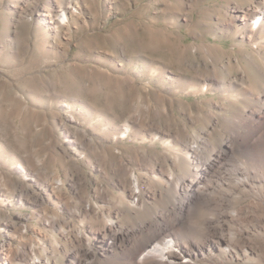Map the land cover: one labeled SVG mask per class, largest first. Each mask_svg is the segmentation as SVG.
I'll use <instances>...</instances> for the list:
<instances>
[{
    "label": "bare ground",
    "instance_id": "6f19581e",
    "mask_svg": "<svg viewBox=\"0 0 264 264\" xmlns=\"http://www.w3.org/2000/svg\"><path fill=\"white\" fill-rule=\"evenodd\" d=\"M11 1L16 12L25 13L28 5L43 11L44 22L50 24L42 32L43 44L48 38L60 39V28L70 29V22L80 19L76 0ZM187 1L193 7L199 0H180L184 5ZM225 1L220 25L240 35L232 48L181 41L183 45L171 50L180 62L194 58L198 78L190 85L192 93L214 88L233 97L229 108L214 100L218 112H208V116L222 117L223 126L214 128L220 127L218 141L211 140L209 131L202 135L203 128L189 133L184 123L174 128L168 120L162 122V116L173 117L172 102L155 99L153 104L133 105L131 120H125L121 135L112 139L128 138L131 123H138L151 140L162 141L175 153L138 151L126 161L115 147L102 146L105 154L96 157L97 168L104 177L113 178L118 194L103 186L85 196V176L73 194L63 192L57 170L48 171L42 163L24 168L20 163L24 179L13 191L21 203L30 202L34 211L19 218L23 222L36 218L38 226L16 229L13 220L4 216L0 264H264V0ZM149 32L151 46L168 43L151 27ZM219 71L225 72L224 79L218 77ZM142 90L148 95L151 85ZM68 120H75L74 115ZM63 125L75 154L95 150L86 131ZM73 166L82 168L76 162ZM156 178L164 181L166 191L155 184ZM214 186L222 191L215 192ZM124 202L126 209L121 207Z\"/></svg>",
    "mask_w": 264,
    "mask_h": 264
},
{
    "label": "rangeland",
    "instance_id": "374dc122",
    "mask_svg": "<svg viewBox=\"0 0 264 264\" xmlns=\"http://www.w3.org/2000/svg\"><path fill=\"white\" fill-rule=\"evenodd\" d=\"M75 2L80 19L70 22V29L61 27L60 39L48 38L43 44L42 32L50 25L44 22L43 11L28 5L25 13L16 12L13 1L0 0V222L6 216L13 220L16 229L26 224L38 226L36 218L26 222L19 218L34 211L30 202L21 203L13 191V186L24 179L20 163L24 168L42 163L48 171L57 170L63 180L60 189L63 192L73 194L85 176L88 185L85 196H92L96 187L103 186L118 194L113 178L104 177L97 168L96 159L104 156V147H115V152L126 161L138 151L175 153L173 148L167 150L162 141L151 140L138 123L135 126L131 123L133 131L128 138L112 139L121 135L120 127L125 120H131L133 105L153 104L155 99L172 102V120L162 116V122L168 120L174 128L184 123L189 133L203 128L206 133L201 134L206 136L211 132L210 138L216 143L218 129L223 126L222 117L208 116V112L218 110L214 100L225 103L226 108L233 100L230 94L214 88L192 93L190 85L196 84L198 78L194 58L188 56L180 62L171 51L178 45L202 41L232 48L234 38L239 41L240 35L224 31L220 25L225 0H199L193 7L188 5L191 1L184 5L180 0L154 4H149L150 0ZM149 26L157 37L167 40L165 47L151 46ZM217 73L220 78L225 76V72ZM183 76L188 80L179 78ZM148 84L150 95L142 90ZM224 96L228 98L223 100ZM71 114L75 120L69 121ZM64 123L73 131H86L95 150L75 154ZM216 125L220 127L214 130ZM144 135L145 139H139ZM74 162L82 168H75ZM155 184L166 191L162 179L156 178ZM214 191L222 190L214 186ZM122 205L126 209V202ZM48 208L54 209L51 205ZM122 219L129 220L126 214ZM4 238L2 230L0 241Z\"/></svg>",
    "mask_w": 264,
    "mask_h": 264
}]
</instances>
